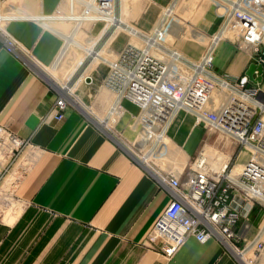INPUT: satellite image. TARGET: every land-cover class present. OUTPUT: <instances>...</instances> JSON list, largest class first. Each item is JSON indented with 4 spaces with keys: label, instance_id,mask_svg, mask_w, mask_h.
Listing matches in <instances>:
<instances>
[{
    "label": "crops",
    "instance_id": "0c3cea01",
    "mask_svg": "<svg viewBox=\"0 0 264 264\" xmlns=\"http://www.w3.org/2000/svg\"><path fill=\"white\" fill-rule=\"evenodd\" d=\"M126 2L115 4L119 26L114 29L94 15L78 23L81 0H0V125L25 142L0 180L5 187L11 170L24 165L8 198L0 199V264H264V248L250 260L217 237L204 243L190 237L171 258L149 245L148 236L173 197L164 181L167 172L183 179L205 144L225 153L234 166L247 153L183 110L150 156L129 148L139 139L144 114L122 100L121 114L110 122L113 93L103 83L108 63L130 40L125 27L149 34L172 6L159 40L198 61L227 5L223 0ZM71 46L82 55L63 83L51 69ZM259 55L221 40L213 70L237 78L251 63L259 64ZM259 86L264 92V65ZM62 95L66 107L57 120L50 111ZM219 137L221 147L213 143ZM234 230L239 249L258 236L264 241V208L253 206Z\"/></svg>",
    "mask_w": 264,
    "mask_h": 264
},
{
    "label": "built area",
    "instance_id": "2783aa9c",
    "mask_svg": "<svg viewBox=\"0 0 264 264\" xmlns=\"http://www.w3.org/2000/svg\"><path fill=\"white\" fill-rule=\"evenodd\" d=\"M118 0H81L78 23L94 15L118 28L114 12ZM227 12L210 45L198 61H190L178 51L165 47L159 40L172 6L162 16L159 26L149 34L125 27L130 40L108 63L104 85L113 93L107 118L114 122L121 114L122 100L137 105L143 112L142 130L131 148L143 157L150 156L163 141L179 111L190 113L196 123L237 143L247 153L241 165L231 159L212 169L199 152L184 172H167L164 181L172 200L154 224L148 243L166 258H171L194 237L204 243L217 237L222 244L254 260L263 250L258 236L238 248L234 230L247 218L253 206L264 208V92L247 75L229 78L213 70L214 49L221 40L239 48L260 53L264 46V0H223ZM260 10H257L256 7ZM8 50L13 43L5 39ZM65 96H60L50 112L63 118ZM24 141L0 125V180L22 151ZM17 181V180H16ZM157 243L159 245L157 246Z\"/></svg>",
    "mask_w": 264,
    "mask_h": 264
},
{
    "label": "rangeland",
    "instance_id": "374dc122",
    "mask_svg": "<svg viewBox=\"0 0 264 264\" xmlns=\"http://www.w3.org/2000/svg\"><path fill=\"white\" fill-rule=\"evenodd\" d=\"M127 0H123V4L124 6L126 5V2ZM140 0H128V4L129 5H135L136 3H138ZM126 19V18H125ZM124 19V20H125ZM128 20L126 19V22ZM128 25H129V22H128ZM132 27V26H131ZM134 28V27H132ZM136 29V28H134ZM83 34H80V38H78L79 41H83ZM102 54V53H101ZM82 55V52L74 47V46H71V47H68L66 48L63 53L60 55V58H59V62L58 64L56 65V67L54 69H51V73L61 79V81L63 83H65V80L67 78V76H69L71 70L74 68V65H75V62L77 61V59ZM90 57V56H89ZM88 57V58H89ZM88 60V59H87ZM84 66V64H83ZM82 66V67H83ZM220 136V135H219ZM220 139L219 140H215V142H213L216 146L219 145V147L222 146V137H219ZM207 140L211 141V137H207L206 138ZM225 139V138H224ZM15 161H13V163H11L9 165V168H8V171L10 170V168L12 167V165L14 164ZM23 166L24 165H19V166H16L15 168H13L11 170V172L9 173L8 175V180H7V183L5 185V187L3 186L2 188H0V197L2 198H8L9 196V190H10V187H12V185L16 182V180L19 178V176L22 174L23 172ZM0 198V199H1ZM251 253H248L246 256H250Z\"/></svg>",
    "mask_w": 264,
    "mask_h": 264
},
{
    "label": "bare ground",
    "instance_id": "6f19581e",
    "mask_svg": "<svg viewBox=\"0 0 264 264\" xmlns=\"http://www.w3.org/2000/svg\"><path fill=\"white\" fill-rule=\"evenodd\" d=\"M201 154L209 162L212 169H217L223 166L228 160V156L225 153L217 150L214 146L209 144L203 146ZM1 199L3 202L5 201V198L2 197Z\"/></svg>",
    "mask_w": 264,
    "mask_h": 264
},
{
    "label": "water",
    "instance_id": "95a60500",
    "mask_svg": "<svg viewBox=\"0 0 264 264\" xmlns=\"http://www.w3.org/2000/svg\"><path fill=\"white\" fill-rule=\"evenodd\" d=\"M263 65L258 63H251L248 66V69L245 72V75L248 76L249 80L253 84H260L262 81ZM255 75V77H254Z\"/></svg>",
    "mask_w": 264,
    "mask_h": 264
}]
</instances>
